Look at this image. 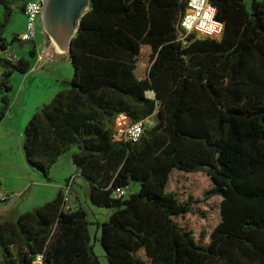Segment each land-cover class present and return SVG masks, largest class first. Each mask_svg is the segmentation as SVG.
<instances>
[{
	"label": "trees",
	"instance_id": "1",
	"mask_svg": "<svg viewBox=\"0 0 264 264\" xmlns=\"http://www.w3.org/2000/svg\"><path fill=\"white\" fill-rule=\"evenodd\" d=\"M211 1L222 37L182 40L187 0H91L71 43V80L24 129L25 158L48 181L73 150L89 201L107 210L95 239L108 264H264V0ZM18 2L0 0L4 51ZM35 42L28 57H0V122L11 78L31 69ZM121 113L156 122L138 142L117 141ZM201 174L207 183L197 195L189 180ZM133 181L139 189L127 194ZM209 211L217 223L196 234L186 222ZM91 223L82 204L66 208L62 189L14 219L0 217V264H35L38 255L43 264H102Z\"/></svg>",
	"mask_w": 264,
	"mask_h": 264
},
{
	"label": "crops",
	"instance_id": "2",
	"mask_svg": "<svg viewBox=\"0 0 264 264\" xmlns=\"http://www.w3.org/2000/svg\"><path fill=\"white\" fill-rule=\"evenodd\" d=\"M36 48L37 52L43 50L37 44ZM4 54L20 58L28 57L29 52L27 55L25 51L20 52L9 46ZM67 61L68 56L65 53L60 56L56 54L54 58L44 61H39L37 57H34L31 69L27 73L16 72L11 78L12 90L8 93L9 106L0 122V188L11 193L12 196L8 201L0 202V217L14 219L25 211L53 200L66 185L70 186L73 200V203L67 202V209H73L82 204L81 195L73 191L74 184L82 188L86 197L85 201L90 202L86 195L88 181L74 165L73 152L70 157L64 155L57 160L50 173L53 180L48 181L30 166L23 150L24 129L30 118L44 103L51 100L66 81L72 78L71 70L68 69L65 72L59 68L63 65L61 63H67ZM2 73L3 67L0 65V76ZM2 105L0 95V110ZM154 119L156 122L155 116ZM6 151H9L11 155H6ZM58 169L66 170L65 176L70 174V177L63 183L56 181ZM21 198L31 200L30 205L24 210L15 206ZM101 209L107 212L106 209Z\"/></svg>",
	"mask_w": 264,
	"mask_h": 264
},
{
	"label": "built area",
	"instance_id": "3",
	"mask_svg": "<svg viewBox=\"0 0 264 264\" xmlns=\"http://www.w3.org/2000/svg\"><path fill=\"white\" fill-rule=\"evenodd\" d=\"M26 15V26L23 32L18 34L22 42L36 41L38 36L37 22L40 20V13L43 8L42 0H19ZM217 7L211 0H187L184 13L179 20V37L184 40L188 35L194 34L197 38L220 39L224 33L225 24L217 18ZM0 56L14 61L18 60L9 54H4L0 49ZM39 61L54 58V54L44 49L37 52ZM154 116H148L139 121H133L127 113L119 114L114 121L113 136L117 141L138 142L146 128L154 126ZM70 186L64 187L65 203ZM125 191L117 190V195ZM12 196L11 193L0 188V202H6ZM35 264H43V256L38 255Z\"/></svg>",
	"mask_w": 264,
	"mask_h": 264
},
{
	"label": "rangeland",
	"instance_id": "4",
	"mask_svg": "<svg viewBox=\"0 0 264 264\" xmlns=\"http://www.w3.org/2000/svg\"><path fill=\"white\" fill-rule=\"evenodd\" d=\"M247 3H250L251 0H246ZM19 5H22L21 2H18ZM4 6L0 5V20L3 18L4 16ZM26 26V15L25 13L22 11L21 7H18L16 11L13 12L12 14V18L9 21V23L6 25L5 29H4V36L7 39L8 42H10V46L13 48L18 49V51L22 52L25 51V54L28 55L29 50L32 48L33 46V41H27V42H22L20 40H14L13 38L16 34H20L21 32L24 31ZM37 30H38V36H37V40H36V44L38 45L39 48L41 49H48L50 50L53 54L55 51V45L51 42L50 36L45 34V31L42 27V24L40 22V20H38L37 22ZM46 36L49 37L48 40L46 41ZM47 43V45H46ZM58 54V53H56ZM62 70H64L66 72V70H71L72 71V76L74 73V68L72 63L69 61L63 65H60V67ZM71 80V79H70ZM69 80V81H70ZM68 81L65 82V85L61 88L63 89L67 84ZM60 89V90H61ZM73 152V150L68 151L67 153H65V156H71V153ZM68 154V155H66ZM6 155H11V153H9V151H6ZM15 155V154H14ZM62 155V156H64ZM66 158V157H64ZM66 174V170H62V169H58V174L56 175V181L57 183H63L65 182L66 179H68L70 176V174H68V176H65ZM195 179L189 180V183H193L192 184V191L195 192L197 195H200L201 192L203 191V189L205 188V185L207 183V180L204 182L205 179V175L201 174L200 176H196L194 177ZM178 187L180 188L181 185H178ZM139 189V184L136 183V181H133L130 185V188L127 191V194H129L132 191H137ZM73 191L77 192L81 198V203L82 205L88 210L89 212V220L92 222L90 224V233L92 236V242L94 244V249L96 254L99 256L100 261L102 264H108V260L106 257V252L104 247L102 246V244L95 239V235H96V229H97V224L95 223L96 221H104L107 219V212L106 211H101V208H98L94 205L91 204V202H86L85 201V195H84V191L82 190V188H80V186L75 185L73 186ZM184 189H179V193L183 192ZM67 202L69 203H73L72 200V195H71V190H69V193L67 194ZM31 199V196H30ZM32 200V199H31ZM31 200H25L23 198H21L17 204L15 205L16 208H20V209H26V207H28V205H30ZM212 204L213 205H217L218 204V198H214L212 199ZM105 210V209H103ZM209 219L201 216V215H196L193 218H191L190 220H188V222H186L190 228H192L196 234H199L200 232H204L206 235H208L210 233V231L213 229L214 225L217 223L218 221V216L215 215V213L210 212L209 211Z\"/></svg>",
	"mask_w": 264,
	"mask_h": 264
},
{
	"label": "water",
	"instance_id": "5",
	"mask_svg": "<svg viewBox=\"0 0 264 264\" xmlns=\"http://www.w3.org/2000/svg\"><path fill=\"white\" fill-rule=\"evenodd\" d=\"M42 2L40 22L45 34L50 36L51 42L55 45L54 56L56 53L59 56L65 53L70 61L73 37L77 33L81 18L90 8L91 0H42ZM48 38L46 36V41Z\"/></svg>",
	"mask_w": 264,
	"mask_h": 264
}]
</instances>
